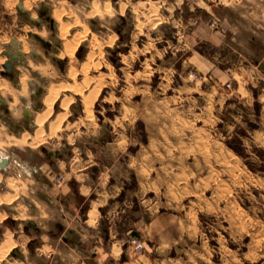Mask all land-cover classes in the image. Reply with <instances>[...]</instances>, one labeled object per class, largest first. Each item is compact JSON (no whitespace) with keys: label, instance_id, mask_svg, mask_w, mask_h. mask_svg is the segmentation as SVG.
I'll use <instances>...</instances> for the list:
<instances>
[{"label":"clouds","instance_id":"clouds-1","mask_svg":"<svg viewBox=\"0 0 264 264\" xmlns=\"http://www.w3.org/2000/svg\"><path fill=\"white\" fill-rule=\"evenodd\" d=\"M0 264H264V0H0Z\"/></svg>","mask_w":264,"mask_h":264}]
</instances>
